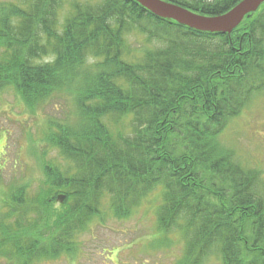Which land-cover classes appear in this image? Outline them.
<instances>
[{
    "label": "trees",
    "instance_id": "1",
    "mask_svg": "<svg viewBox=\"0 0 264 264\" xmlns=\"http://www.w3.org/2000/svg\"><path fill=\"white\" fill-rule=\"evenodd\" d=\"M166 1L215 17L242 0ZM7 90L32 112L70 111L47 120L37 193L22 185L2 200L1 259L74 261L83 233L138 216L155 193L160 248L178 236L176 264H264V173L220 139L264 96V4L229 34L135 0H0Z\"/></svg>",
    "mask_w": 264,
    "mask_h": 264
},
{
    "label": "rangeland",
    "instance_id": "2",
    "mask_svg": "<svg viewBox=\"0 0 264 264\" xmlns=\"http://www.w3.org/2000/svg\"><path fill=\"white\" fill-rule=\"evenodd\" d=\"M142 43L141 36H130ZM70 110L63 103L45 110L30 111L13 90L0 94V220L1 204L17 186L28 185L29 194L37 193L42 177L41 159L46 148L47 120L63 121ZM221 141L235 150L242 161L264 173V96L253 100L236 118L229 121ZM56 155L50 152L47 159ZM157 195L138 216L127 221L110 220L96 225L79 237L81 254L74 261L63 258L43 264H176L180 253L179 237L172 235L171 246L160 248L161 236L156 233L155 207ZM60 203H55V209ZM0 264H9L0 258ZM207 264H219L212 258Z\"/></svg>",
    "mask_w": 264,
    "mask_h": 264
},
{
    "label": "water",
    "instance_id": "3",
    "mask_svg": "<svg viewBox=\"0 0 264 264\" xmlns=\"http://www.w3.org/2000/svg\"><path fill=\"white\" fill-rule=\"evenodd\" d=\"M157 17L171 19L200 32L231 34L247 17L259 10L264 0H242L229 12L215 17L197 14L186 7L166 0H135ZM66 195L57 200L63 203Z\"/></svg>",
    "mask_w": 264,
    "mask_h": 264
}]
</instances>
